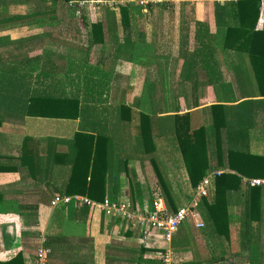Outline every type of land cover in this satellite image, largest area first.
<instances>
[{"label": "crops", "instance_id": "crops-1", "mask_svg": "<svg viewBox=\"0 0 264 264\" xmlns=\"http://www.w3.org/2000/svg\"><path fill=\"white\" fill-rule=\"evenodd\" d=\"M237 1H145L149 10L129 12L123 26L120 9L91 18L63 0H0V262L22 254L24 264H37L44 249L47 264H161L166 252L176 264H234L235 256L264 264L263 248L241 251L242 204L230 208L229 254L216 252L215 239L197 227L205 225L200 202L199 221L188 220L170 242L103 208L108 199L171 213L154 156L178 209L191 205L195 188L173 132L175 115L188 114L194 127L207 129L216 170L206 177L229 172L217 168L212 106L227 107L235 133L247 117L249 151L264 156V109L236 107L249 99L241 90L260 99L250 60L225 47L226 30L215 16V3ZM126 2L132 10L143 3ZM152 4L175 11L155 12ZM50 99L78 100V117L51 115L58 111L51 103L45 108ZM142 115L151 119V142L142 136ZM82 134L107 138L105 200L55 207L57 197L87 198L68 193L77 154L90 144L77 138ZM215 199L211 178L208 200Z\"/></svg>", "mask_w": 264, "mask_h": 264}, {"label": "trees", "instance_id": "trees-1", "mask_svg": "<svg viewBox=\"0 0 264 264\" xmlns=\"http://www.w3.org/2000/svg\"><path fill=\"white\" fill-rule=\"evenodd\" d=\"M77 0H63L70 4ZM138 2L151 0H133ZM261 0H239L236 3H215V16L219 28H225V47L234 49L238 56L247 55L257 81V89L260 99H253L255 96H248L241 90L243 98H249L236 106L264 109V17L261 18ZM130 5L121 6L123 26L128 25ZM111 13V9H104ZM262 19V29L258 25ZM96 27L95 25H92ZM242 86V85H240ZM247 94V96H245ZM51 100V101H50ZM46 100V107L51 103L55 105L58 113L57 118L75 119L79 115L78 100L50 99ZM213 133L216 145L217 168L224 167L229 172H222L215 178V202L210 203L208 198L200 201L199 208L205 223V233L215 240L230 243V208L235 204H242L244 217L241 225V245L245 250L253 252L263 246L264 227V189L260 187L246 188L243 185L244 178H264V156L253 155L249 151L248 128L253 124L247 123V117H241L243 128L235 133L227 125L230 118L226 114L227 107L222 105L212 106ZM44 114V113H43ZM174 134L177 136L189 179L193 188H196L213 169L210 162L209 134L204 126L194 127L188 114L184 116L175 115ZM150 117L142 115V136L146 142H151L154 131L149 130ZM248 126V127H247ZM225 131V135H224ZM90 141L86 153L77 154L73 164V176L69 183L72 189L68 193H80L88 199L100 203L105 200V183L107 168V148L104 143L105 137H94L92 135H78ZM235 139V140H234ZM239 141L240 145L232 144V141ZM78 144V143H77ZM224 144H228L224 149ZM154 168L158 178L162 197L173 214L178 211V203L173 194L172 188L164 177L161 166L157 164L154 156ZM90 181L87 182V178ZM256 224V225H255ZM181 226L178 232L181 230ZM177 232V233H178ZM176 233V234H177ZM142 260V259H140ZM143 262V261H142ZM162 264V261H160ZM262 261H259L261 264ZM0 264H24L23 255L19 254L14 259ZM156 264V263H153ZM251 264H258L255 259Z\"/></svg>", "mask_w": 264, "mask_h": 264}, {"label": "built area", "instance_id": "built-area-1", "mask_svg": "<svg viewBox=\"0 0 264 264\" xmlns=\"http://www.w3.org/2000/svg\"><path fill=\"white\" fill-rule=\"evenodd\" d=\"M101 4L107 1H99ZM99 3V4H100ZM222 172H216L205 179L195 188L194 201L191 205L180 208L176 213H168L166 210L158 207L156 204L153 210H138L133 209L128 203L122 202L118 204L111 203L108 199L104 202L103 208L109 215L121 216L128 224L136 227L141 231H155L164 240L170 242L178 232L179 228L183 226L190 219H198V203L203 198L209 197L210 179L216 178ZM243 185L246 188L260 187L264 189V178H244ZM71 202H79L92 205L93 202L87 198L73 196V197H57L53 201V206L68 205ZM198 228H204L205 225L201 222L197 223ZM48 251L41 249L38 253L37 264H46V254ZM172 254L166 252L161 261L163 264H175L172 260Z\"/></svg>", "mask_w": 264, "mask_h": 264}, {"label": "rangeland", "instance_id": "rangeland-1", "mask_svg": "<svg viewBox=\"0 0 264 264\" xmlns=\"http://www.w3.org/2000/svg\"><path fill=\"white\" fill-rule=\"evenodd\" d=\"M99 1H107L106 3H100ZM128 0H77L75 2L70 3V9H72L71 11L74 12L76 15H80V14H88L91 18H93V16H95L96 14H100L104 11V9H113V10H118L121 6H127L129 4H127L128 2H126ZM145 1H143V3H139L136 4L134 6V10H132V8H130V12H136L135 10H137L138 12H142L144 10H149V8L147 7V4L144 3ZM100 3V4H99ZM155 5L154 8L150 9L153 10L155 12H161L162 10H168V11H175V6L173 5H169L170 10L167 9L168 5L165 7L164 4H152ZM187 5V4H186ZM153 7V6H152ZM165 7V8H164ZM174 8V9H173ZM184 10H187V8ZM93 19H89V21H92ZM80 22V20H77ZM199 212V211H198ZM200 215V212L198 213ZM202 234H204V232L202 231ZM206 235H204L205 237ZM263 240V250H264V239ZM215 250L216 252H221L222 254H226L227 251L229 254V249H231V245L229 246V244L222 242V241H215ZM229 246V248H228ZM246 250V249H245ZM253 250L255 251L256 249L253 248ZM231 251V250H230ZM241 251L244 252V249L242 248L241 245ZM171 253V252H170ZM172 254V253H171ZM229 257V256H228ZM172 260H174V263L176 264L175 258L172 256ZM233 263L234 264H242V259H239V257L235 256V259H233ZM46 264H47V259H46ZM163 264V263H162Z\"/></svg>", "mask_w": 264, "mask_h": 264}]
</instances>
